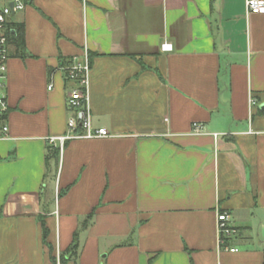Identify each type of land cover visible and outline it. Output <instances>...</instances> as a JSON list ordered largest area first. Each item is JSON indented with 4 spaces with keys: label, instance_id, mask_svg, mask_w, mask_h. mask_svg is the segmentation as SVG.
Here are the masks:
<instances>
[{
    "label": "crops",
    "instance_id": "obj_1",
    "mask_svg": "<svg viewBox=\"0 0 264 264\" xmlns=\"http://www.w3.org/2000/svg\"><path fill=\"white\" fill-rule=\"evenodd\" d=\"M23 1L9 22L24 24V48L9 41L0 264H264V13L245 0ZM85 51L91 126L110 136L54 146L46 173L70 114L59 67ZM218 211L239 229L236 252L218 246Z\"/></svg>",
    "mask_w": 264,
    "mask_h": 264
},
{
    "label": "built area",
    "instance_id": "obj_2",
    "mask_svg": "<svg viewBox=\"0 0 264 264\" xmlns=\"http://www.w3.org/2000/svg\"><path fill=\"white\" fill-rule=\"evenodd\" d=\"M12 3V9L10 7ZM247 13H264V0H245ZM25 7L23 0H0V138L7 135L8 126L6 115L8 105L5 100V88L7 79V61L9 57L8 25L13 13L22 11ZM13 11V13H12ZM162 52L172 50V44L163 41L160 45ZM63 73L65 81L71 83L67 96V107L70 111L66 121V132L62 135L50 136L48 143L62 148L67 139L73 138H102L109 137L110 133L105 127L93 129L90 121V109L88 103V86L90 61L88 53L85 51L82 58H73L68 64L59 67ZM50 83L47 89L52 88ZM254 99H250L253 104ZM193 128L199 130L201 126L193 123ZM217 241L219 248L236 252L238 249L229 244L230 241L240 236L239 229L230 222V216L226 211L216 213ZM56 264H61L59 256L56 257Z\"/></svg>",
    "mask_w": 264,
    "mask_h": 264
},
{
    "label": "trees",
    "instance_id": "obj_3",
    "mask_svg": "<svg viewBox=\"0 0 264 264\" xmlns=\"http://www.w3.org/2000/svg\"><path fill=\"white\" fill-rule=\"evenodd\" d=\"M25 2H28V0H25ZM8 40L14 41L18 47L21 49L24 48V24L23 23H11L8 25ZM14 31V33H12ZM89 59L91 58L90 55L88 54ZM59 150L55 148L53 145L49 144L46 146L45 150V165H46V173H48L49 170V163L53 162L55 164L57 161ZM45 173V177H46ZM41 228H42V238L45 240L46 235H47V228L45 227L44 223L41 221ZM76 248V245L73 244L71 246V250H74ZM63 264V260L61 262Z\"/></svg>",
    "mask_w": 264,
    "mask_h": 264
},
{
    "label": "rangeland",
    "instance_id": "obj_4",
    "mask_svg": "<svg viewBox=\"0 0 264 264\" xmlns=\"http://www.w3.org/2000/svg\"><path fill=\"white\" fill-rule=\"evenodd\" d=\"M20 15H21V13H20V12H16V13H15V16H14V17H12V20L16 21V20L20 19V18H19V17H20Z\"/></svg>",
    "mask_w": 264,
    "mask_h": 264
},
{
    "label": "water",
    "instance_id": "obj_5",
    "mask_svg": "<svg viewBox=\"0 0 264 264\" xmlns=\"http://www.w3.org/2000/svg\"><path fill=\"white\" fill-rule=\"evenodd\" d=\"M10 7H11V9H12V3H10ZM13 10V9H12ZM12 13H13V11H12Z\"/></svg>",
    "mask_w": 264,
    "mask_h": 264
}]
</instances>
